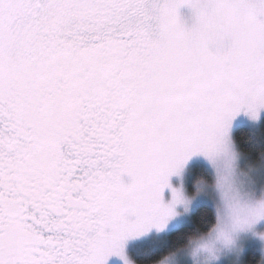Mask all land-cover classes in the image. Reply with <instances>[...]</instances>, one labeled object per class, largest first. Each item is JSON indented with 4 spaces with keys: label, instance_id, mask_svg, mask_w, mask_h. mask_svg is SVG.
Returning a JSON list of instances; mask_svg holds the SVG:
<instances>
[{
    "label": "snow or ice",
    "instance_id": "obj_1",
    "mask_svg": "<svg viewBox=\"0 0 264 264\" xmlns=\"http://www.w3.org/2000/svg\"><path fill=\"white\" fill-rule=\"evenodd\" d=\"M0 264H264V0H0Z\"/></svg>",
    "mask_w": 264,
    "mask_h": 264
},
{
    "label": "rangeland",
    "instance_id": "obj_2",
    "mask_svg": "<svg viewBox=\"0 0 264 264\" xmlns=\"http://www.w3.org/2000/svg\"><path fill=\"white\" fill-rule=\"evenodd\" d=\"M182 12L185 15V17H187V15H188L187 10H182Z\"/></svg>",
    "mask_w": 264,
    "mask_h": 264
},
{
    "label": "trees",
    "instance_id": "obj_3",
    "mask_svg": "<svg viewBox=\"0 0 264 264\" xmlns=\"http://www.w3.org/2000/svg\"><path fill=\"white\" fill-rule=\"evenodd\" d=\"M241 135H243V131H241V133H240Z\"/></svg>",
    "mask_w": 264,
    "mask_h": 264
}]
</instances>
